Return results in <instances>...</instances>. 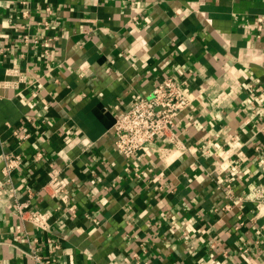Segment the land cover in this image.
<instances>
[{"label": "crops", "instance_id": "0c3cea01", "mask_svg": "<svg viewBox=\"0 0 264 264\" xmlns=\"http://www.w3.org/2000/svg\"><path fill=\"white\" fill-rule=\"evenodd\" d=\"M168 78L191 100L175 140L125 158L115 122ZM5 154L23 161L5 184L0 159V264H34L15 239L29 192L50 228L24 230L60 244L53 264H264V0H0Z\"/></svg>", "mask_w": 264, "mask_h": 264}, {"label": "built area", "instance_id": "2783aa9c", "mask_svg": "<svg viewBox=\"0 0 264 264\" xmlns=\"http://www.w3.org/2000/svg\"><path fill=\"white\" fill-rule=\"evenodd\" d=\"M22 5H27L22 2ZM26 7V6H25ZM48 14H53L52 8H47ZM24 19L30 18V11L26 8L22 12ZM45 29H48L49 23L45 21L41 23ZM24 29L27 25L23 26ZM23 39L26 44H41L45 46V53L50 54V42L53 38L32 37L25 32ZM3 51L5 49H2ZM191 100L186 96L175 80L168 78L158 84L150 95L142 97L134 102L131 107L124 112L115 122L113 131L115 134V146L117 151L127 159H134L139 152L144 150L148 145L153 144L164 138L175 140L174 135L175 121L179 115L189 108ZM14 136L19 142H23L29 138L28 134L21 133L16 130ZM162 157H168L166 149H161ZM42 154L38 153L35 160L40 161ZM3 162V173L5 176V184L12 183V173L20 169L22 157L16 154H5L0 157ZM225 188L230 190L232 183L230 180L225 181ZM43 191L49 192L52 196L57 197L65 193V185L61 180V173L58 169L53 168L49 174V182L42 188ZM252 201L258 210H262L264 206V186L258 185L252 191ZM32 192H29V200L21 202L16 201V214L21 222V228L15 234L18 242H27L29 246V256L34 264H53L55 259L53 255L60 249V244L48 238L46 244L48 246L47 254L43 253L39 244L40 240L30 238L24 230L26 223H31L41 230L50 228L47 214L43 212H32L31 206ZM242 201V198L238 199ZM228 204L226 209H230ZM137 264H140L139 254L134 255Z\"/></svg>", "mask_w": 264, "mask_h": 264}]
</instances>
